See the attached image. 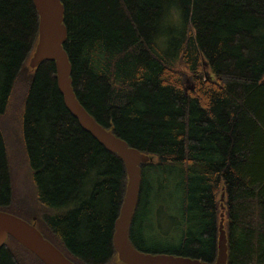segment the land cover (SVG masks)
Returning <instances> with one entry per match:
<instances>
[{
	"label": "trees",
	"instance_id": "16d2710c",
	"mask_svg": "<svg viewBox=\"0 0 264 264\" xmlns=\"http://www.w3.org/2000/svg\"><path fill=\"white\" fill-rule=\"evenodd\" d=\"M61 1L78 100L98 123L153 156L140 164L131 243L213 263L224 207L227 264H264V0ZM175 14L185 24L179 36ZM38 38L34 0H0V210L28 208L15 197L3 123L16 92L36 200L26 220L76 264H115L124 160L66 107L55 61L27 75ZM160 172L164 178L153 184ZM169 175L175 198L165 191ZM165 208L183 226L177 241L156 233L152 213ZM0 264L45 263L9 236Z\"/></svg>",
	"mask_w": 264,
	"mask_h": 264
},
{
	"label": "water",
	"instance_id": "95a60500",
	"mask_svg": "<svg viewBox=\"0 0 264 264\" xmlns=\"http://www.w3.org/2000/svg\"><path fill=\"white\" fill-rule=\"evenodd\" d=\"M39 13V38L30 65L36 68L43 60L55 61L59 88L70 112L80 125L92 134L109 151L117 152L124 160L127 172V184L120 214L115 221L113 242L120 261L125 264H227L228 238L223 227L224 212L221 213L219 227L218 255L213 263L202 259L167 253H151L136 248L129 238V226L139 201L142 162H148L153 156L129 145L127 141L107 129L85 109L78 100L71 79L72 67L63 44L67 38L64 24L65 8L61 0H34ZM225 193H222V203ZM224 210V207H222ZM15 238L20 244L33 252L45 264H76L55 244L45 238L36 224L0 210V248L8 237Z\"/></svg>",
	"mask_w": 264,
	"mask_h": 264
},
{
	"label": "rangeland",
	"instance_id": "374dc122",
	"mask_svg": "<svg viewBox=\"0 0 264 264\" xmlns=\"http://www.w3.org/2000/svg\"><path fill=\"white\" fill-rule=\"evenodd\" d=\"M173 20L175 21V25H173V35L179 36L181 35V32L184 29V19L183 17L175 14L173 17ZM178 23V24H177ZM27 67H28V71H27V75H29L28 72L31 71V66L29 64V61L27 63ZM184 77L187 79L189 77L188 73L184 70V67L181 66L180 67ZM23 78H25V75H23ZM24 83V79L20 82ZM22 88V85L19 87V90ZM17 94L16 92L14 93V100L12 104H11V109H10V114L8 116V119L6 121H4L3 123L5 124V126H7V132L9 134V147L11 149V155H12V172H11V182L12 185L14 187L15 190V197L17 199V201L19 203H25L28 208L27 209H8L10 211V213L15 214L19 217H22L24 219H30L32 218L35 214L30 213L33 212V208L35 206V197L34 194L32 192L33 190V183H32V178H31V173L32 171L29 169V167H27V162H26V155L23 151V146H22V135L20 134V124H19V120H18V113L20 110L18 99L16 100ZM15 102V103H14ZM154 160H156V158L154 157ZM161 177L164 178V175L160 172V174L158 176H156L154 173L151 176V182L153 184L159 185V181L157 180V178ZM169 187L165 190L169 193H171L172 197L175 198V189L173 186V182H174V176L169 175ZM164 196H167L166 198L168 199V195L165 192ZM156 200V199H154ZM163 199H160V201H162ZM159 201V200H158ZM164 202V201H162ZM169 206V202L166 203ZM173 211V210H172ZM8 212V211H7ZM168 212V209H163L162 211H159L157 209H155V211L152 213V218L155 220V230L156 233L161 236V237H167V240H171L173 238H175V241L178 240L179 234L182 232V228L183 226H176L175 221L176 218L174 220H169V215H165V213ZM222 212H224V210L222 209ZM221 212V213H222ZM174 214V213H172ZM157 224L160 227H157ZM166 232L168 233V235H166ZM12 245L20 250L19 246L16 245L15 243H12ZM20 253L22 254V256H29L27 253H23L20 251ZM117 262L115 264H118V262H120L119 257L117 259H115ZM114 264V263H113Z\"/></svg>",
	"mask_w": 264,
	"mask_h": 264
}]
</instances>
